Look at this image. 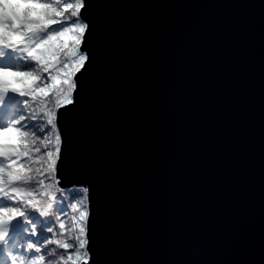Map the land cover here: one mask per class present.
Wrapping results in <instances>:
<instances>
[{
	"label": "water",
	"instance_id": "water-1",
	"mask_svg": "<svg viewBox=\"0 0 264 264\" xmlns=\"http://www.w3.org/2000/svg\"><path fill=\"white\" fill-rule=\"evenodd\" d=\"M114 2L121 72L103 123L82 124L76 147L108 161L117 254L259 264L264 0ZM84 178L67 170L64 186Z\"/></svg>",
	"mask_w": 264,
	"mask_h": 264
},
{
	"label": "snow or ice",
	"instance_id": "snow-or-ice-1",
	"mask_svg": "<svg viewBox=\"0 0 264 264\" xmlns=\"http://www.w3.org/2000/svg\"><path fill=\"white\" fill-rule=\"evenodd\" d=\"M124 6L114 0H0L3 264H125L117 254L119 222L106 199L108 161L102 153L82 158L76 147L82 124L103 123L118 81L121 26L109 10ZM67 170L85 178L66 187ZM69 191L76 197L70 205L61 202ZM259 247L264 264V72Z\"/></svg>",
	"mask_w": 264,
	"mask_h": 264
},
{
	"label": "trees",
	"instance_id": "trees-1",
	"mask_svg": "<svg viewBox=\"0 0 264 264\" xmlns=\"http://www.w3.org/2000/svg\"><path fill=\"white\" fill-rule=\"evenodd\" d=\"M63 200L61 201L62 203H66L68 205L71 204V202L76 199L75 195L69 191L67 193H64L63 194ZM65 212L68 214L67 215V219H68V226L70 227L71 226V222H70V216L72 214V211H71V208L68 207L65 209ZM50 227L49 225H45V231L47 230V228ZM27 251V249H26ZM50 258H55L52 254H49ZM6 260V257H5V254L3 253V256H2V261H0V264H3V262Z\"/></svg>",
	"mask_w": 264,
	"mask_h": 264
}]
</instances>
